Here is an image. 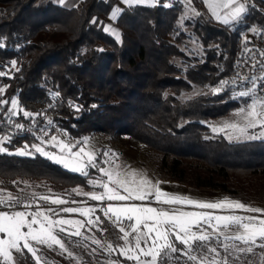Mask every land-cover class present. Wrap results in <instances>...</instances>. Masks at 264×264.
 Segmentation results:
<instances>
[{
    "label": "trees",
    "instance_id": "trees-1",
    "mask_svg": "<svg viewBox=\"0 0 264 264\" xmlns=\"http://www.w3.org/2000/svg\"><path fill=\"white\" fill-rule=\"evenodd\" d=\"M115 1L67 6L0 0V69L8 72L0 77V99L15 98L33 114L18 112L16 119L33 120L49 136L59 128L73 138L100 133L135 150L144 147L162 178L232 196L251 194L264 178V138L229 141L212 134L208 122L240 106L236 86L212 89L229 78L247 43L243 32L264 26V0H247L235 25L216 21L202 0L191 6L200 15L187 17L179 0L168 7L162 0L135 3L116 18L119 38L102 30ZM6 145L26 142L8 139ZM18 179L44 181L56 190L87 181L40 153L0 152L4 187L13 188L9 182ZM23 255L25 264H37L27 251ZM249 258L235 260L245 264ZM174 261L193 263L173 253L164 264Z\"/></svg>",
    "mask_w": 264,
    "mask_h": 264
},
{
    "label": "snow or ice",
    "instance_id": "snow-or-ice-1",
    "mask_svg": "<svg viewBox=\"0 0 264 264\" xmlns=\"http://www.w3.org/2000/svg\"><path fill=\"white\" fill-rule=\"evenodd\" d=\"M61 3L64 0H60ZM124 3H143L144 0H123ZM204 4L212 11V15L216 20L228 24L229 20H236L246 12V5L241 3L240 0H202ZM193 0H186V4L191 8ZM168 7L170 5H163ZM217 8L229 9V11L221 16L216 11ZM195 15H200L194 8H191ZM120 12L118 7L114 8L111 13L110 19H115L117 13ZM92 23L102 24L97 18H93ZM102 30L108 32L111 30L110 26H103ZM255 31V29H253ZM115 34V33H114ZM117 38L118 35H117ZM12 67H15V61L12 62ZM17 71L19 69H16ZM8 75L3 69H0V77ZM252 80V86L247 91H240L239 97H251V93L255 91V79L245 77L244 80ZM228 83H236V80L221 81L218 87L212 89L213 93H219L223 90L224 86ZM264 87V84L261 85ZM5 92V88L0 87V94ZM11 104V107L6 109L12 116L22 112L25 118H32L33 114L20 109L18 101L13 98L11 101L0 99V106ZM259 106V109H258ZM79 110V109H77ZM241 118L243 123L224 121L222 126H212L214 133L226 132L229 140H252L264 138V99H253L251 104L246 108H240L236 113ZM52 123L51 120L48 121ZM17 128H23L22 124L17 123ZM260 128V134L254 135L249 132V129ZM9 137L4 136L0 138V144ZM50 142L53 146H59L63 153L67 149L66 155L57 156L55 153L49 155L39 144L31 145V148L37 153L48 156L49 159L55 160L57 163L63 164L65 167L70 168L72 171L80 172L87 177L89 175L86 170L88 167L97 169L102 176L107 177V182L103 180H89L88 183L103 188L102 193L96 192L81 193L89 196L91 200L103 203L105 200L117 201L120 203L113 204L107 203L106 206L101 207L100 211L104 213L105 217L111 219L113 216L117 221H134L129 225L131 233H134V244L129 240L130 232L126 231L125 227H120L119 231L123 233L120 237L125 244L121 247L120 255L126 260H134L136 264H164L165 260L169 257V253H179L180 255L187 256L189 261L193 264H230L228 256L232 255L233 250L237 253H242L248 257L260 256L261 264H264V251L259 254L255 249L264 250V209L259 207H252L243 202L224 199L216 202H204L193 200L187 197L171 195L163 192L156 184L150 180L140 179L137 181L135 178L128 180L123 178L124 173L118 170H109L108 168L98 166L95 157L90 152H85L84 148H79L78 151L73 152L72 148L76 145H69L63 141H57L56 136L51 137ZM44 143V141H42ZM86 143V142H85ZM7 151V149L0 147V152ZM19 155H31L29 145H25L23 149L17 153ZM109 153L105 152L104 156L107 157ZM87 157L85 161L84 157ZM100 163L109 164L110 162L105 159ZM135 177V173H133ZM110 185H115L110 187ZM39 199L45 203L53 205H62L67 203L61 198H50L48 196H41ZM139 201L141 203H136ZM147 201V203H144ZM160 205L159 207L152 206L153 204ZM22 210H16L17 206ZM167 205L168 207H164ZM182 207H175V206ZM183 206H192L201 210H243L248 213H256L259 215H214L209 211H187ZM0 207L9 210H0V257L4 261L9 262L13 259V251L22 252L26 249L28 253L36 256L37 249L35 245H47L52 248L53 245L59 246L62 252H67L68 256H72V252L68 251L65 247L63 240L59 237L58 233H66L69 236L81 237V228L85 227V221L77 219L66 218H53L58 217L60 212L63 213H79L82 216L89 217L87 225L94 226L100 217L96 220L91 219V214L96 211L95 207L74 208L64 207L57 211L53 208H42L36 204L35 211H29L32 204L23 203L20 198H14L9 195L6 199L0 197ZM52 215H49V214ZM111 214V215H110ZM65 226L74 228L75 231H69ZM207 226V227H205ZM208 228L212 232H208ZM26 229V230H25ZM90 230V229H89ZM231 231L232 235H224V240L239 241L240 244L246 247H241L237 244L223 243L221 246L224 252L227 253L221 261H217L216 257L220 256L217 247H209L208 243L215 238L219 240L218 232ZM200 243L197 244L196 242ZM175 242L186 246L185 248H178ZM93 243L99 245V240H93ZM143 243V247L141 246ZM195 245V247H193ZM196 248L204 249L203 255L192 254ZM108 249H112V245H108ZM95 252V249H93ZM212 254V259L209 261L208 256ZM143 257V258H142ZM240 259L239 256L236 257ZM39 262V257H37ZM118 264V262H113ZM248 264H253L251 258Z\"/></svg>",
    "mask_w": 264,
    "mask_h": 264
},
{
    "label": "rangeland",
    "instance_id": "rangeland-1",
    "mask_svg": "<svg viewBox=\"0 0 264 264\" xmlns=\"http://www.w3.org/2000/svg\"><path fill=\"white\" fill-rule=\"evenodd\" d=\"M52 1L54 3L60 5H67V6L74 5L76 2H78V0H64L63 3H61L60 0H52ZM174 1L176 0H162V3L168 5ZM179 1L182 2L186 8V10H184V17H187L189 15H194L193 11L191 10L192 7L191 8L188 7V5L186 4V0H179ZM159 2H161V0H144L143 4H156ZM240 2L246 5L247 0H240ZM133 4H135V2L124 3L123 0H116L113 9L118 7L121 12L123 9ZM208 11L212 15V11L210 9ZM216 11L219 12L221 16H224L229 11V9L217 8ZM120 12L117 13V16L119 15ZM111 13L105 19L103 26H110L111 30L108 31V33L113 34L114 37H116L118 35V27L116 24L117 16L114 20L110 19ZM213 16L214 15H212V17ZM241 17L242 15L240 16V18L236 20L230 19L228 24L235 25L236 23H238ZM213 18L216 20L215 16ZM216 21L224 24L222 21L219 20ZM253 29L256 28L252 26L247 30H245L243 32V38L246 39L253 32ZM240 91H244V90L239 89L235 94L238 96V93ZM253 99L256 98L252 96L242 97V99L240 100V106L237 107V109L233 110L224 117L210 120L208 122V127L210 132L215 135H223L227 140H229L227 138L226 132L214 133L212 131V126H217V127L222 126V123L224 121H229V122L235 121V122L243 123L241 118L237 116L236 113L239 111L240 108H246L248 104H251ZM10 107L11 104L9 103L8 108ZM260 131L261 129L258 127L255 129H249V132L253 133L254 135H259ZM52 136H56L57 141H63L64 143L69 145H76V147L72 148L73 152L78 151L79 148L83 147L85 152H90L94 155L95 160L98 163V166L108 168L109 170H114V169L118 170L124 173L125 176L123 178H126L128 180H131L133 178H135L137 181H139L142 178L150 180L153 184H156L163 192H166L168 194L187 197L193 200L204 201V202H216L224 199H229V200L243 202L246 205L252 207H259L261 209H264V178H261L259 179V181H257L256 186L251 194L243 195V197L232 196L217 190H211L206 188H193L176 181L162 178L157 174L153 163L149 160L148 154L150 153L144 147L139 148V150H135L124 145L121 142L112 141L100 133L92 134L90 136H84L81 138L70 137L68 136L67 133L66 138H61L58 132L56 131L50 134L49 140L45 142L48 148L42 147L44 148L45 151L49 153V155L53 153H55L57 156L67 154V149H65V151L62 153L59 146H55V147L53 146V143L55 142H50ZM2 137H4V135H0V138ZM229 141H245V140L240 139V140H229ZM6 143L7 140H5L2 144H0V147L7 149V151H4L7 153L10 152L18 153L19 150L24 148V147H16L14 149H9ZM29 151L32 152L31 155L35 153V150L33 148L32 149L29 148ZM105 152L109 153L107 157L104 156ZM45 157L49 158L48 156ZM84 159L86 161L87 157L85 156ZM105 159H107L110 163L109 164L100 163ZM50 160L57 163L53 159ZM57 164L71 172L81 174L80 172L70 170V168L65 167L63 164L60 163ZM86 170L88 171L89 175L87 176V181L85 185L69 187L62 190H56L44 181H37V180L31 181V180H20V179L15 181H10L9 183H11L13 187L10 189L8 187H4V183L0 180V197H3L5 199L9 195H11L14 198L18 197L21 199L23 203L33 205L32 208L28 209L29 211H35L36 204H39L42 208H53L56 209L57 211H59L64 207H74V208L95 207L96 208V211L93 214H91L90 218L96 220V217H100V220L96 221V224L94 226L87 225L86 222L89 219V217L82 216L79 213L69 214V213L60 212L58 217L54 216L53 217L54 219L66 218V219H77V220L85 221V227L80 229L82 233L81 237L69 236L66 233H58L59 237L63 240L66 249L72 252L71 257L68 256L67 252H62L59 246L53 245L52 248H48L47 245L34 244V247L37 249L36 256H33L31 253L30 254L37 264H113V262H118V264H136L134 260H126L123 256L120 255L121 247L124 246L125 242L122 239H120L123 233L119 231V228L125 227L126 231L130 232L129 240L132 242V244H134L133 237L135 234L131 233V229L129 228V225L131 223H134V221H127L126 219H124L121 222V221H117L114 216L111 219H109L108 217L104 216V213L102 211H100V208L106 206L107 203L117 204L120 202L117 201L109 202L105 200L103 203H101L98 201L91 200L89 196H85L83 194H79V195L77 194V191H80L81 193L96 192L97 194L102 193L104 191V189L99 187V185L93 186L89 184L88 181L95 179V180H103L104 182H107V177L102 176V174L99 173L97 169H94L92 167H88ZM133 173H135V177H133ZM113 186L115 185H110V187ZM41 196H48L53 199L61 198L65 200L67 203L62 205H53L51 203H45L43 200L39 199ZM136 203H141V202L136 201ZM144 203H147V201H145ZM152 206L159 207L160 205L154 203ZM164 207H168V206L165 205ZM175 207H182V206L177 205ZM183 207L184 210L187 211H209V212H213L214 215H229V214H235L241 216L259 215L256 213H248L243 210H233V211L201 210V209H196L192 206H183ZM0 210H9V209L0 207ZM16 210H22V209H20L18 205ZM49 215L52 214L50 213ZM65 227L68 228L69 231H75L74 228H71L69 226H65ZM208 232L211 233L212 229L208 228ZM217 234L219 235V240H217L214 235L213 239L207 242L209 247H217L218 251L220 252V256L216 257L217 261H221L223 257L227 255V253L224 252V249L221 246V242L228 243L229 245L237 244L241 247H246L245 245L240 244L239 241L224 240V235H232L231 231L228 232L221 231L218 232ZM93 240H99L100 244L97 245L93 243ZM196 243L199 244L200 242L197 241ZM109 244L112 245L111 250L108 249ZM141 246L143 247V243ZM93 249H95V252H93ZM23 251H27V250L24 249L22 250V252L13 251V259L12 261L7 262V264H21L22 262L23 264H25ZM221 251H223L222 255H221ZM255 251L259 254L261 251L264 250L255 249ZM203 252L204 249L199 248L198 250H195L192 254L203 255ZM172 254L173 253H169V255ZM237 256L241 257L243 256V254L237 253L233 250L232 255L228 256L230 264H238L237 261L235 260ZM37 257H39V262H37ZM208 258H209L208 260L210 261L212 259V254H209ZM251 260L253 261V264H261L259 255L253 257V259ZM0 261L5 262L3 257H0ZM180 263L179 261H174L173 264H180ZM158 264H159V258H158ZM181 264H185V263H181ZM245 264H248V262Z\"/></svg>",
    "mask_w": 264,
    "mask_h": 264
},
{
    "label": "built area",
    "instance_id": "built-area-1",
    "mask_svg": "<svg viewBox=\"0 0 264 264\" xmlns=\"http://www.w3.org/2000/svg\"><path fill=\"white\" fill-rule=\"evenodd\" d=\"M245 77L255 79L256 88L251 96L264 99V87H261L264 84V26L256 28L247 37L246 45L236 53L231 63L230 76L224 80L229 82L236 80V83L226 84L222 91L224 92L228 86H236L238 90L247 91L252 86V80L245 81ZM6 109L8 107L0 106V135L11 140L23 139L30 149L33 144L42 145L46 142L49 135L43 127L33 120H17L16 116H12ZM17 123L24 127H15ZM57 132L61 138L67 137L64 129L59 128Z\"/></svg>",
    "mask_w": 264,
    "mask_h": 264
},
{
    "label": "crops",
    "instance_id": "crops-1",
    "mask_svg": "<svg viewBox=\"0 0 264 264\" xmlns=\"http://www.w3.org/2000/svg\"><path fill=\"white\" fill-rule=\"evenodd\" d=\"M204 6H205V8L207 9V11L209 10V8L207 7V5L206 4H204ZM209 12V11H208ZM209 14L211 15V13L209 12ZM212 16V15H211ZM214 17V16H213ZM49 138H50V136L48 137V139L47 140H49ZM46 140V141H47ZM41 147H44V148H48V146H46V144L44 143V144H42V145H40Z\"/></svg>",
    "mask_w": 264,
    "mask_h": 264
}]
</instances>
